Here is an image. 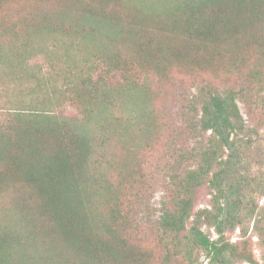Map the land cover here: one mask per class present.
<instances>
[{
  "label": "trees",
  "instance_id": "trees-1",
  "mask_svg": "<svg viewBox=\"0 0 264 264\" xmlns=\"http://www.w3.org/2000/svg\"><path fill=\"white\" fill-rule=\"evenodd\" d=\"M138 1L142 10L120 15L110 4L121 0H0V65L29 77L39 96L28 101L34 106L8 110L0 123V189L22 187L0 223V264L154 261L132 236L143 171L138 166L134 174L121 173L114 161L99 167L93 127L119 128L110 109L122 98L152 124L150 80L168 81L173 69L203 74L208 82L198 90V115L190 128L200 141L180 156L158 230L187 264H202L193 258L195 250L207 264H233L235 258L253 263L252 253L237 251L225 232L253 217L251 192L260 187L241 176L245 122L236 101L246 102L248 84L256 95L264 88V0ZM70 48L83 53L84 61L71 56ZM62 51L65 100L79 116L54 113L39 95L59 76L54 62ZM38 58L53 72L44 74L40 65L28 71L27 63ZM222 73L225 83L235 78L242 86L220 89L211 80ZM186 161L193 163L180 169ZM202 186L210 189L209 208L195 211ZM203 227L213 229L216 239ZM164 250L168 264V244Z\"/></svg>",
  "mask_w": 264,
  "mask_h": 264
},
{
  "label": "rangeland",
  "instance_id": "rangeland-1",
  "mask_svg": "<svg viewBox=\"0 0 264 264\" xmlns=\"http://www.w3.org/2000/svg\"><path fill=\"white\" fill-rule=\"evenodd\" d=\"M141 3L138 0H121L120 5L110 4V7L121 15L122 11L127 14L136 7L137 10H142ZM64 46L62 44L60 47ZM69 54L77 61H84L80 51L74 52L70 48ZM57 57L61 61L54 62V69L59 72V76L51 85L42 88L39 95H45L47 107L54 113H62L68 117L79 116L77 106L65 100L67 85H64L62 75L68 73V70L64 52L58 53ZM44 63L40 58L31 60L27 63V69L31 72L33 67L40 65L44 74L53 72L50 66ZM14 68L0 65V123L6 120L8 110L34 106L37 104L35 101L32 100L31 104L28 101L33 96L39 97L35 96L38 93L35 82ZM223 75L224 73L220 80L212 79L211 82L220 89L235 91L242 86L235 78L225 83ZM207 82L208 77L203 74L188 75L173 69L168 81L160 83L155 78L150 80L149 110L154 125L144 112L122 98L116 100L110 109L111 118H118L121 122L119 128L93 127L97 144L95 158L99 167L103 168L108 162L114 161L116 170L121 173H135L138 166L143 171L145 185L140 193L142 204L131 215V222L132 236L138 247L148 253L150 258L154 257V261L152 258L148 264L165 263V244H168L169 248L166 254L168 264H187L178 249L170 243L171 240L162 237L158 230V218L162 203L169 198L173 189V176L180 173L181 154L193 152L200 141L197 133L190 128L193 126L192 120L197 119L198 115L199 106L195 102L198 90ZM248 87L245 94H242L246 102L239 98L236 101L245 122L241 149L245 168L241 176L252 187H260L251 192L250 199L255 209L253 217L245 219L241 227L226 230L225 238L237 251L245 249L253 256V263L235 258L232 259L233 264H264V232L259 230V227L264 229V221H257L259 215L264 213V190L261 189V186H264V88L258 90L256 95L254 86L250 87L248 84ZM21 100L27 101L20 104ZM114 122L115 119L111 123ZM192 163L186 161L180 164V169L183 165L189 167ZM21 188L18 183H14L13 186L0 189V223L7 218L10 203L15 193L21 192ZM210 198V189L207 186L200 187L196 194L195 211L209 208ZM202 231L212 239L217 237L213 229L203 227ZM196 256L200 263L207 264V258L202 251L195 250L193 258Z\"/></svg>",
  "mask_w": 264,
  "mask_h": 264
}]
</instances>
